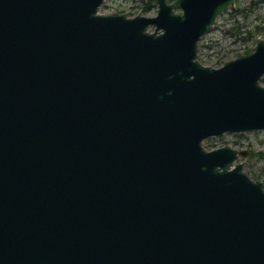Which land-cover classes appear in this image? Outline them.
Instances as JSON below:
<instances>
[{
    "label": "water",
    "instance_id": "obj_1",
    "mask_svg": "<svg viewBox=\"0 0 264 264\" xmlns=\"http://www.w3.org/2000/svg\"><path fill=\"white\" fill-rule=\"evenodd\" d=\"M234 0H0V264H264V184L228 145L264 130V37L198 42Z\"/></svg>",
    "mask_w": 264,
    "mask_h": 264
},
{
    "label": "rangeland",
    "instance_id": "obj_2",
    "mask_svg": "<svg viewBox=\"0 0 264 264\" xmlns=\"http://www.w3.org/2000/svg\"><path fill=\"white\" fill-rule=\"evenodd\" d=\"M234 0L231 6L240 7L243 11L237 15L240 22L251 25L264 23V0ZM155 2V0H154ZM230 6V7H231ZM230 7L228 9H230ZM155 7L142 13L135 0H104L99 7L101 13H124L128 16L135 14L153 15ZM233 25L230 13L224 12L215 21L212 29L204 34L198 42V60L208 66H219L225 61L253 50L256 41L264 37L259 33L255 39L246 41L236 40L227 36L224 28ZM251 27V28H252ZM264 76L261 83L264 84ZM206 149L220 146H230L238 151L237 162L243 163V170L254 180L264 184V130L246 131L240 133H224L221 137H208L202 141Z\"/></svg>",
    "mask_w": 264,
    "mask_h": 264
},
{
    "label": "trees",
    "instance_id": "obj_3",
    "mask_svg": "<svg viewBox=\"0 0 264 264\" xmlns=\"http://www.w3.org/2000/svg\"><path fill=\"white\" fill-rule=\"evenodd\" d=\"M135 2H137V6L143 11L142 13L148 12L155 7L154 0H135ZM252 2L254 1L252 0ZM242 11L243 10L237 6H231L230 9L226 11L231 14L233 18V25L228 28H224L223 31L225 35L234 37L236 40H242L244 42L249 39H255L259 33H264V23L256 24L252 27L249 24L240 22L237 19V15ZM260 155L264 156L263 153Z\"/></svg>",
    "mask_w": 264,
    "mask_h": 264
}]
</instances>
